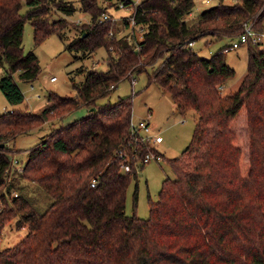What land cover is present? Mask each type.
Here are the masks:
<instances>
[{
  "label": "trees",
  "instance_id": "trees-1",
  "mask_svg": "<svg viewBox=\"0 0 264 264\" xmlns=\"http://www.w3.org/2000/svg\"><path fill=\"white\" fill-rule=\"evenodd\" d=\"M22 1L0 0V89L11 104L24 98L12 73L31 81L38 72L36 54L22 51L24 20L38 42L50 31L62 36L66 18L52 19L54 11L76 9L74 0H24L28 8L21 13ZM77 2L90 17L66 47L90 52L102 45L107 66L77 67L83 78H70L76 95L48 91L38 111H0V201L7 205L0 208V230L16 214V225L28 229L15 245L0 248V264H264V42H246L245 72L224 93L217 85L234 72L224 59L228 45L203 57L187 43L205 33L235 35L248 20L263 31L264 0H218L191 21L193 0H138L132 14L143 30L130 27L126 15L121 19L138 31L133 40L114 32L106 5ZM147 67L148 81L169 93L175 109L191 107L196 116L189 143L167 159L174 178L162 179L148 216L140 218L125 214V191L134 161L154 147L131 132V95L97 98ZM79 106L84 114L52 128L27 151L21 171L11 170L50 196L39 212L28 196L11 192L8 142ZM242 113L246 147L234 127ZM122 162L129 171L121 170Z\"/></svg>",
  "mask_w": 264,
  "mask_h": 264
},
{
  "label": "rangeland",
  "instance_id": "rangeland-1",
  "mask_svg": "<svg viewBox=\"0 0 264 264\" xmlns=\"http://www.w3.org/2000/svg\"><path fill=\"white\" fill-rule=\"evenodd\" d=\"M111 1L114 3H110ZM115 1L97 0V4L99 6L106 5V9L111 16V22L115 26L117 25L118 29L114 30L117 35L126 34L130 40L135 39V37L139 38L138 31L132 33L127 26L124 27L121 23L122 16H127L131 13L132 9L129 3L134 0H130L129 3L123 6L115 5L117 3ZM217 2L218 0H193L192 9L186 15V20L191 21L195 19L203 8ZM74 4L76 9L70 14L54 11L51 15L52 19L60 16L66 18V24L62 29V36L58 35L55 31H50L38 42H35L30 21L28 19L24 20L21 38L22 51L32 50L36 54L38 72L31 81L20 79L17 71L12 73L24 94V98L19 103L11 104L6 100L0 89V111L10 109L11 107L38 111L46 102L48 91L76 95V89L72 85L70 78L74 81L83 78L82 73L76 71L77 67L82 66L86 68L94 66L101 69L106 68V49L104 46L100 45L90 52L66 47L68 40L79 31L80 27L85 26L86 23L84 24L83 22L88 21L90 17L88 12L78 7L77 0H74ZM27 8L28 5L23 0L20 8L21 13H25ZM237 38V35L216 36L205 33L194 38L191 44L196 53L203 57H209L218 48L228 45L224 49V59L234 69V72L223 80L224 85L222 89H218L221 93L235 89L246 69V42H239L236 47L230 45L232 40ZM262 42H264V36ZM150 70L151 68L147 67L146 70L135 74L133 81H131L132 77L121 79L110 89L107 95L97 98V102H105L108 100L114 101L122 95H131L132 119L146 117L151 125L150 134H158L160 136L158 143L150 145L154 147V150H150V152H153V154L159 153L161 158L159 160H149L147 163L136 162L135 165L133 164L135 174L131 173L129 175L130 180L125 191V214H135L140 218L148 216V202L157 198V192L162 179L166 177L174 178V173L167 159L178 156L189 143L196 116L195 110L191 107H187L183 112L177 111L169 93L156 82L148 81L147 72ZM3 71V67L0 66V75L3 74ZM51 75H55V79L51 80ZM85 111L86 107L79 106L61 117L45 120L40 126L15 135L14 139L8 142L12 151L10 153L11 157L16 158L20 164H23L27 151L37 145L52 128L70 122L74 115L84 114ZM243 113L240 117L236 118L234 127L237 129L239 138L246 147L248 135ZM245 157L244 160H246ZM16 175H6L7 179H13L15 189L12 191L28 196L31 199L32 205L39 212L44 210L51 200L50 196L34 180L18 178ZM7 198L9 200L10 196L7 195ZM2 202L4 203L3 199L0 201V208L7 207L6 203L3 204ZM8 202V205H10L8 207H13L12 203ZM19 218L20 215L16 214L3 224L0 230V248L15 245L26 234L28 230L26 224L16 225V221Z\"/></svg>",
  "mask_w": 264,
  "mask_h": 264
},
{
  "label": "built area",
  "instance_id": "built-area-1",
  "mask_svg": "<svg viewBox=\"0 0 264 264\" xmlns=\"http://www.w3.org/2000/svg\"><path fill=\"white\" fill-rule=\"evenodd\" d=\"M124 1L125 0H116L118 6H123L125 4ZM137 1L138 0H134L129 3V6L131 7L132 10H131V13L127 15V17H128L130 27L134 26L139 32H141L143 30V25L137 24L132 14L134 5L136 4ZM205 1H209V0H205ZM102 16L107 17L108 15L107 13H103ZM235 35H237L238 38L232 40V42L230 43V45L233 47L238 46L239 42H242V41L247 42L248 40H250L251 42H262L264 31L259 32L258 30H256L252 25V20H248L244 22L242 29ZM187 43L191 45L193 43V40H188ZM50 79L51 80L55 79V75H51ZM133 80H134V77L131 78V81ZM222 87H223V83H219L217 85L218 89H222ZM129 126L131 129V132L135 134L136 137L140 141H142L143 143H146L148 146H150L151 144L154 145V143H158L160 141V136L158 134H152V135L150 134L151 125L149 123V120L146 117H141L138 119H132L131 117ZM123 154L124 153L119 152V156H122ZM160 158L161 157L159 153L153 154V152H150V150H147L141 157L137 158L133 164L135 165L136 162L147 163L149 160H152V159L159 160ZM9 167L10 168L5 170V173H7L8 175L11 174L12 169H14L16 172H20L22 168V164H20L16 158L11 157ZM120 168L123 171H129L130 165L128 164V162H122L120 164ZM90 184L92 186L95 184L94 179L91 180ZM12 194L16 195V192L12 191Z\"/></svg>",
  "mask_w": 264,
  "mask_h": 264
},
{
  "label": "crops",
  "instance_id": "crops-1",
  "mask_svg": "<svg viewBox=\"0 0 264 264\" xmlns=\"http://www.w3.org/2000/svg\"><path fill=\"white\" fill-rule=\"evenodd\" d=\"M222 83H223V85H224V82H222ZM68 112H69V111H68ZM72 114H75V113H72ZM77 116H79V115H74L73 118H75V117H77ZM73 118H72V119H73Z\"/></svg>",
  "mask_w": 264,
  "mask_h": 264
}]
</instances>
